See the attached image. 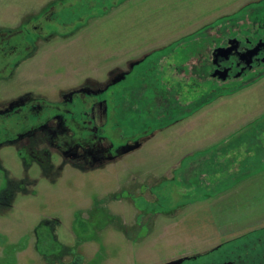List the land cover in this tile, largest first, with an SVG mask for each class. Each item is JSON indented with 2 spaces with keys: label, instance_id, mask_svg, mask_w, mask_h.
Returning <instances> with one entry per match:
<instances>
[{
  "label": "rangeland",
  "instance_id": "1",
  "mask_svg": "<svg viewBox=\"0 0 264 264\" xmlns=\"http://www.w3.org/2000/svg\"><path fill=\"white\" fill-rule=\"evenodd\" d=\"M262 9L264 0H0L2 106L29 92L59 103L65 92L130 71L112 86L115 96H104L119 104L106 127L117 146L145 137L141 147L95 169L55 160L62 165L55 176L38 164L27 173L16 147L3 148L9 177L18 184L35 179L37 191L2 212L0 251L6 246L9 254L2 264H51L33 253L34 240L26 246L34 232H55L69 245L75 236L88 241L79 248L89 260L97 255L94 264H161L259 234L264 69L223 82L207 65L228 36L264 35ZM25 48L30 52L19 58ZM119 218L133 228L128 236L116 230ZM25 247L17 257L9 252Z\"/></svg>",
  "mask_w": 264,
  "mask_h": 264
},
{
  "label": "flooded vegetation",
  "instance_id": "2",
  "mask_svg": "<svg viewBox=\"0 0 264 264\" xmlns=\"http://www.w3.org/2000/svg\"><path fill=\"white\" fill-rule=\"evenodd\" d=\"M262 11L264 12V9ZM261 21L264 22V19ZM263 26L261 24V28ZM259 32L260 30L255 31L253 35L228 36L225 42L215 46L212 50L211 61L207 65L210 76L222 81L221 73L226 71L227 78L223 82H227L246 76L252 79L262 74L264 69V35ZM7 39L6 41L9 42ZM232 39L238 40L234 43L235 48L225 54L217 52L215 55L216 48L230 47ZM0 44V48H2V41ZM26 52L29 53L30 49H23L21 54L19 52V58ZM130 65L131 70L136 66L133 62ZM216 73L217 75H215ZM131 75L130 71L117 72L106 84L95 88L89 86L74 88L63 93L59 103L48 102L43 96L29 92L9 101L6 105L0 104V151L7 146H15L17 155L23 161L24 170L27 173L35 164H38L43 173L45 172L49 176H55L61 172L60 168L55 169L58 166L55 164V160H61L65 167L69 165L80 171L117 162L141 147L145 142V137L136 138L132 135L117 146L106 127L107 116L111 115L113 109H116L119 104L115 103L116 101L112 97L111 106L108 103V98L104 96L108 92L114 93L113 96H115L119 90L113 89L112 86H118L120 82L126 81ZM78 103L83 104H81V108L77 107ZM115 124L117 125L113 130L117 131L119 121ZM115 131L111 130L110 133H115ZM2 162L3 158L0 152V217L5 209H13L16 206L17 197L33 195L37 191L36 185L32 182L36 181L35 179L26 178L27 183H16L9 177L8 169H5ZM62 165L58 167H62ZM52 221L61 222L58 218H53ZM133 225H137L136 221ZM118 226H121L126 236L130 229H133L126 227L123 218H119L116 222V230ZM27 236L26 246H29L30 241L34 240L31 244L33 253L41 255L46 262L51 264H94L95 262L94 259L97 255H93L94 258L89 260L86 252L79 248L82 243L88 241H77L76 236L74 244H71L75 246L74 248H68L72 246L61 241L55 232H51V234L34 232ZM49 236L53 242L59 241L62 249L54 250L53 244H49ZM32 237L34 238L31 239ZM98 239L99 236L90 241ZM19 240L20 238L11 244H16ZM263 240L264 233H259L249 239L239 238L233 240L237 241L236 243L225 242L205 252L186 254L161 264L172 261H180L175 264H264V252L259 248ZM0 242L2 243L1 237ZM45 246L46 248H44ZM5 248L6 246L0 251V264H2V259L9 255L5 254L7 252ZM19 248L13 251L9 250V252L17 257L18 252L27 247ZM96 253H99L101 258L107 256V251L104 249H100ZM16 257L15 261L17 262Z\"/></svg>",
  "mask_w": 264,
  "mask_h": 264
},
{
  "label": "water",
  "instance_id": "3",
  "mask_svg": "<svg viewBox=\"0 0 264 264\" xmlns=\"http://www.w3.org/2000/svg\"><path fill=\"white\" fill-rule=\"evenodd\" d=\"M235 42H238V40L237 39H232L230 47H228V48H226V47H218V48H216L215 49V55L217 54V52L218 53H224V54L226 52H229L231 49L236 47L235 44H234ZM226 73H227L226 71H222V73H221V78L223 80H226V78H227V74ZM215 75H217V73ZM178 262H180V261H174V262L172 261V262H168L167 264H175V263H178Z\"/></svg>",
  "mask_w": 264,
  "mask_h": 264
},
{
  "label": "trees",
  "instance_id": "4",
  "mask_svg": "<svg viewBox=\"0 0 264 264\" xmlns=\"http://www.w3.org/2000/svg\"><path fill=\"white\" fill-rule=\"evenodd\" d=\"M257 163H260V161L258 160ZM259 233H260V234H261V233H264V229H263V230H260ZM254 236H255V235H254ZM258 243H259V240H258ZM259 248H261V249L263 250V252H264V240H263L262 244H260Z\"/></svg>",
  "mask_w": 264,
  "mask_h": 264
},
{
  "label": "crops",
  "instance_id": "5",
  "mask_svg": "<svg viewBox=\"0 0 264 264\" xmlns=\"http://www.w3.org/2000/svg\"><path fill=\"white\" fill-rule=\"evenodd\" d=\"M255 162L257 163V162H258V160H255Z\"/></svg>",
  "mask_w": 264,
  "mask_h": 264
}]
</instances>
